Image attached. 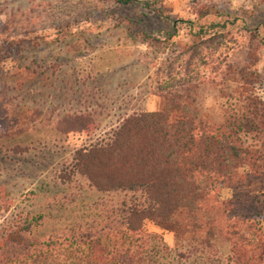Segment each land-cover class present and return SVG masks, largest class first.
<instances>
[{
  "label": "rangeland",
  "instance_id": "374dc122",
  "mask_svg": "<svg viewBox=\"0 0 264 264\" xmlns=\"http://www.w3.org/2000/svg\"><path fill=\"white\" fill-rule=\"evenodd\" d=\"M205 7L238 21L185 55L195 32L187 22ZM143 34L149 44L141 42ZM37 38V49L20 53L17 45L11 54L7 42L0 45V202L9 210L1 221L40 217L30 241L92 234L123 244L125 214L140 195L98 192L75 158L109 144L129 116L158 111L161 93L197 86L199 113L219 121L235 89L227 69L251 68L264 99V0H136L128 7L105 0H0V42ZM240 192L261 210L264 233V175ZM232 194L222 191L225 199ZM145 230L174 254L192 252L172 231L151 222ZM129 240L149 242L148 251L156 244L145 235ZM216 248L207 264H227L229 245L219 240ZM191 262L204 264L194 254Z\"/></svg>",
  "mask_w": 264,
  "mask_h": 264
},
{
  "label": "trees",
  "instance_id": "16d2710c",
  "mask_svg": "<svg viewBox=\"0 0 264 264\" xmlns=\"http://www.w3.org/2000/svg\"><path fill=\"white\" fill-rule=\"evenodd\" d=\"M105 1L122 7L136 3ZM197 16L187 22L195 32L185 55L205 45L209 33L238 21L209 7ZM213 18L219 22H210ZM150 40L147 34L141 37L144 44ZM5 42L11 54L13 45L20 53L25 47L37 49L40 40L13 39L0 45ZM227 71L232 74L227 82L235 89L227 94L228 108L219 121L199 113L193 96L197 86L180 87L160 94L158 111L126 118L109 144L77 153L75 167L95 190L140 195L139 204L125 214L122 245L105 244L92 234L79 240L30 241L41 218L2 222L9 210L0 202V264H197L191 262L193 254L207 264L216 257L219 240L230 247L227 264H264L263 214L255 204L247 205L240 192L264 175V99L256 91L260 76L251 68ZM223 190L233 191L232 196L223 198ZM146 222L174 232L192 252L174 254L162 238L146 232ZM144 235L155 241L152 251L149 242L135 245L129 240Z\"/></svg>",
  "mask_w": 264,
  "mask_h": 264
}]
</instances>
